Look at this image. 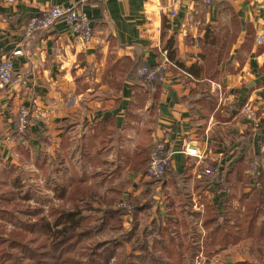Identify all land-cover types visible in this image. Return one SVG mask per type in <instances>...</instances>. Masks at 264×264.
<instances>
[{
    "label": "crops",
    "instance_id": "0c3cea01",
    "mask_svg": "<svg viewBox=\"0 0 264 264\" xmlns=\"http://www.w3.org/2000/svg\"><path fill=\"white\" fill-rule=\"evenodd\" d=\"M53 5L84 13L92 38L73 36L60 21L27 39L25 24ZM263 25L264 0L211 6L190 0H21L9 6L0 0V60L12 59L17 78L0 91L1 161L17 164L24 152L63 158L75 172L69 179L83 180L85 161L106 159L107 175L92 174L96 189L125 162L123 182L109 185L122 191V200L139 196L149 182L144 171L132 174L128 167L154 142L172 153L162 180L191 190L205 167L229 166L241 156L245 166L255 161L264 168V47L255 43ZM16 51L21 54L13 56ZM166 61V80L155 92L136 79L142 64ZM21 108L29 113L23 135L16 130ZM186 147L206 151V166L185 156ZM212 188L203 192L210 202L219 196ZM164 200L157 187L149 221ZM244 241L212 259H227Z\"/></svg>",
    "mask_w": 264,
    "mask_h": 264
},
{
    "label": "trees",
    "instance_id": "16d2710c",
    "mask_svg": "<svg viewBox=\"0 0 264 264\" xmlns=\"http://www.w3.org/2000/svg\"><path fill=\"white\" fill-rule=\"evenodd\" d=\"M151 148L152 144L131 159L129 172L145 171ZM241 157L229 166L214 165L218 176H204L194 186L202 213L193 210L191 196L179 192L174 179L149 181L139 196L123 200L116 187L100 194L87 184L67 189L58 203L44 196H21L17 192L22 185L12 166L0 159V264H190L201 252L209 259L244 240L262 246L264 168L255 161L245 166ZM51 163L62 177L69 173L60 158ZM171 186L173 194L165 192ZM212 186L219 196L205 201L203 192ZM157 187L165 200L149 221ZM33 199L36 204L29 205ZM105 230L116 236L90 240Z\"/></svg>",
    "mask_w": 264,
    "mask_h": 264
},
{
    "label": "built area",
    "instance_id": "2783aa9c",
    "mask_svg": "<svg viewBox=\"0 0 264 264\" xmlns=\"http://www.w3.org/2000/svg\"><path fill=\"white\" fill-rule=\"evenodd\" d=\"M6 5H14L21 0H1ZM194 3H199L205 6H211L217 3L218 0H190ZM172 15H175L173 12ZM62 21L69 32L83 41H88L92 38L91 27L87 16L82 13L74 5H53L43 10L38 16L31 18L24 26L23 33L27 39H30L37 31H49L53 26ZM255 43L264 47V25L258 30L255 36ZM21 51L13 52V56H18ZM169 63L166 61L158 65L151 66L142 64L136 70V79L147 87L150 91L155 92L158 85L166 80ZM13 71L11 58L0 60V91L5 90L17 81ZM248 119L252 118V114L247 109H244ZM29 113L26 109L21 108L18 115V132L23 133L29 125ZM183 154L190 159L196 160L197 165L206 166L209 155L206 151H201L195 147H186ZM172 153L166 150L163 144L154 142L149 153L148 163L142 177L149 181H160L164 178L167 168L171 162ZM218 168L205 167L203 174L210 178L218 176ZM192 264H206L203 257L199 254ZM210 264V262L208 263Z\"/></svg>",
    "mask_w": 264,
    "mask_h": 264
},
{
    "label": "rangeland",
    "instance_id": "374dc122",
    "mask_svg": "<svg viewBox=\"0 0 264 264\" xmlns=\"http://www.w3.org/2000/svg\"><path fill=\"white\" fill-rule=\"evenodd\" d=\"M28 127L26 128V130ZM18 132V121H17V128ZM25 130V131H26ZM24 131V132H25ZM23 132V133H24ZM19 133L18 134H23ZM44 156H40V158H34V156L28 155V157L24 156L20 159V161L17 164H8V166H12L14 170V176L18 178L20 181L22 188L17 192L21 196H24L25 194H33L34 196H40V198H49L48 200H51V203H58L60 197L62 198L63 194H65V191H71L81 185H90L94 189H96L93 182H91L92 174L100 173L101 175H107L108 166L104 165L106 164V159L97 160V159H88L85 161V170H87V173L82 174L84 183H78L77 181H73L69 178H74V171L72 168H70V172L66 174L64 177H62V174L57 173V167H54L51 162H53L55 159H48L44 161V164H41L42 159ZM102 158H108L107 156H102ZM60 160L64 161L63 158H60ZM66 160V159H65ZM51 161V162H48ZM52 165H51V164ZM101 164V165H100ZM6 165V164H5ZM3 166H0L2 168ZM125 167L126 164H122L121 166H117L115 170H113L114 173L111 174L109 177H103L104 180L109 179L108 181L102 182L99 185L97 184V191L102 194L107 189L106 187L109 185L122 183L123 179L125 178ZM146 167V166H145ZM72 174V175H69ZM69 175V176H68ZM115 178V179H114ZM190 185V184H189ZM113 186V185H112ZM107 187V188H108ZM192 187H187L183 185L180 181H177V190L181 192L182 194H187L191 196L192 198V208L194 211L202 212V205L200 202V198L196 192L191 190ZM168 193L173 194L174 187L171 186L168 188ZM192 192V193H191ZM44 196V197H42ZM204 197V195H202ZM206 201H210L205 199ZM35 199L30 200L28 202L29 205H34ZM236 204V203H235ZM47 203L44 204V209L47 208ZM237 205V204H236ZM238 208V207H237ZM116 236V233L111 230H105L101 234L93 235V237L90 238V240L100 239V240H108L110 238H113ZM257 246L254 242L251 240H245L242 245H240L237 248H231L230 252L225 256L227 259H219L217 257L216 259L214 256L207 259L204 254L201 252L200 255L203 257L206 264L210 262V264H241L243 263V260H245V257L248 258L249 262H256L257 264H264V244L259 247V253L257 252ZM127 252L129 249H126ZM219 255V254H218ZM217 256V255H216ZM212 260V261H210ZM214 260V261H213ZM227 260V261H226ZM225 262V263H224ZM192 264V261L191 263Z\"/></svg>",
    "mask_w": 264,
    "mask_h": 264
}]
</instances>
